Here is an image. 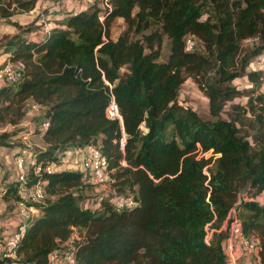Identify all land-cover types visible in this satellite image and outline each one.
Segmentation results:
<instances>
[{
    "label": "trees",
    "instance_id": "1",
    "mask_svg": "<svg viewBox=\"0 0 264 264\" xmlns=\"http://www.w3.org/2000/svg\"><path fill=\"white\" fill-rule=\"evenodd\" d=\"M38 1L0 0V18L31 11ZM109 2L103 21L99 9L88 8L48 32L37 29L44 35L36 40L28 31L4 36L21 77L0 88V126L16 127L38 106L49 126L36 131L44 144L32 148L36 164L58 162L69 147L93 146L109 161L111 194L133 193L135 206L118 211L105 198L86 209L97 188L84 174L36 175L31 166L26 184L43 182L46 198L35 204L18 258L0 264H53V253L71 247L76 264H228V232L220 229L233 209L242 234L260 241L264 264L262 75L249 71L247 87L230 86L248 63L240 60L243 43L264 41V0ZM119 19L124 29L113 39ZM189 36L202 50L186 51ZM166 39L170 52L161 61ZM188 77L208 97L213 120L179 105ZM111 96L128 135L124 152L120 123L107 115ZM226 104L231 111L223 119ZM13 137L1 134L0 146ZM2 198L17 202L16 186L4 188Z\"/></svg>",
    "mask_w": 264,
    "mask_h": 264
},
{
    "label": "built area",
    "instance_id": "2",
    "mask_svg": "<svg viewBox=\"0 0 264 264\" xmlns=\"http://www.w3.org/2000/svg\"><path fill=\"white\" fill-rule=\"evenodd\" d=\"M83 2L88 8L99 9L98 15L100 21H103L106 13L112 10L109 0H83ZM196 42L197 40L193 36H189L186 40V51L198 49L196 48ZM9 61L10 60L5 61L6 63L0 72V77L4 83H6L5 85H14L21 77V68L19 64ZM256 72L262 75L260 91L264 94V66ZM35 108L38 109V106H35ZM107 115L111 120H116L120 123L119 147L120 150L124 152L128 135L125 131L123 119L114 96H111ZM48 126L49 123L45 120L42 122L40 129L44 130ZM14 164L17 171L16 190L18 196V200L15 202V215L19 220V224L12 233L5 235L1 239L0 261L16 260L18 258V248L21 239L29 223L33 221L34 216L38 213L35 204L42 202L46 198L43 182L31 186L26 184L29 176V167L31 166H34V173L36 175H40L43 172L50 174L61 171H74L84 174V178L87 182L93 184L97 188L96 191L98 187L100 188V195L96 198V203L93 204L91 201L87 200L84 205L86 209L94 211L105 198H110L111 204L118 211L129 210L135 206L133 193L127 192L122 195L111 194L112 179L110 177L109 161L99 149L93 146L86 148L69 147L59 156L58 162L48 164L44 168L36 164L34 154L22 151L15 156ZM220 230L228 232V238L224 243V252L228 255L229 262L234 257L238 247H241L242 250L246 252L256 251L259 253L262 250L258 239L246 237L242 234L240 220L236 217L234 209L231 210ZM61 256L64 258L65 264H76L75 251L72 247L63 254H60V252L53 253L50 256V260L53 264H56Z\"/></svg>",
    "mask_w": 264,
    "mask_h": 264
},
{
    "label": "rangeland",
    "instance_id": "3",
    "mask_svg": "<svg viewBox=\"0 0 264 264\" xmlns=\"http://www.w3.org/2000/svg\"><path fill=\"white\" fill-rule=\"evenodd\" d=\"M73 1L76 0H39L35 8L31 11L25 12L20 10H14L13 14L10 17L0 18V55L1 56L4 55L6 51L5 47H3L6 41L4 39V36L5 35L11 36L12 33H14L13 28H16V32L20 31V33H25L26 31L28 32L31 30L34 31L43 27L44 29L43 32H48L50 28L47 25L45 26V23L48 22V19H63L67 17V15L73 14L74 11H70L71 10L70 7L73 4ZM37 22L40 23L39 26L37 25ZM17 25L19 27H17ZM120 28H121V24L116 25V27L114 26L112 35H114L117 29ZM2 33H5L4 36L3 35L1 36ZM25 35L27 38L30 39L31 37L30 32L28 34L26 33ZM201 47L202 46H200L199 43L196 42V48H198V50H202ZM169 52H170L169 40L166 39L163 44L160 60L161 61L167 60ZM9 57L10 56L6 57L2 63L0 62V72L5 66L6 63L5 61L9 60ZM244 59L248 61V63L245 66V71L241 72V75L232 81V83L230 84L231 87H238L240 89H244V87L248 86L247 78L245 77L244 74L253 70L257 71L258 69H261L264 66V41L254 38L244 42L241 49L240 60L244 61ZM214 77H215L214 72H212L210 74L212 83H215ZM0 80L3 82L4 85L6 84L4 83L1 77ZM244 100L245 98L242 97L241 99H238L237 102L238 101L243 102ZM178 103L180 106L184 107L185 109H190L194 111L204 120H209V121L213 120V118L210 116L208 97L206 96L205 92L199 88L198 84L191 77H188L186 81L183 83L180 89ZM230 106H231L230 104H226L223 107V110L220 114V116L223 119L229 118V114L231 111ZM28 113H31V116L29 115L27 117V119H29L28 124H23V126L20 127L16 126L14 128L8 125L0 126V135L3 133H9L15 136V134H18V131L22 130L21 132H24L25 134H30L29 135L30 143L26 147L36 148L38 147V145H40V142L38 140L39 138L36 133L37 129L35 128L36 124L40 120V112L33 114L32 111H28ZM30 123H32V125ZM31 131H33V133H31ZM14 138H12L11 141H13ZM15 147L16 146L10 144L9 146H7L8 149H12ZM202 156L208 158L211 156V152L206 153L204 155H200L199 157ZM99 189L100 188L98 187L97 191H94L93 189L88 193L89 195L88 200L91 201L93 204L96 203V198L100 195ZM240 198L241 199L246 198L245 192H242L240 194ZM258 201L259 202L263 201L262 196L258 197ZM210 228L212 227L210 226ZM212 231L213 229L209 230L208 241H210ZM226 256H227L228 264H242L241 261L244 260V258L245 260L248 261L249 264H261L259 253H257L256 251L246 252L242 250L241 247L237 248L234 257L231 259L230 262L228 255ZM11 264H17V263H11Z\"/></svg>",
    "mask_w": 264,
    "mask_h": 264
},
{
    "label": "crops",
    "instance_id": "4",
    "mask_svg": "<svg viewBox=\"0 0 264 264\" xmlns=\"http://www.w3.org/2000/svg\"><path fill=\"white\" fill-rule=\"evenodd\" d=\"M71 10L74 11L73 13H78L79 11H84L88 9V6L83 2V0L79 1H73V4L71 5ZM71 15V14H69ZM62 19H48V22L45 23V26H49V28L56 26V21H60ZM32 22V21H31ZM43 22V21H42ZM39 22H37V25L39 26ZM121 24V28L117 29V31L114 33V35L111 36L113 39L117 38L118 35L123 31L124 29V23L122 19L117 20L116 25ZM115 25V27H116ZM14 29V33H16V28ZM114 29V28H113ZM116 30V29H115ZM113 31V30H112ZM31 33L30 39L36 40L40 37H42L44 34L42 31H29ZM28 32V33H29ZM12 33V34H14ZM27 33V34H28ZM5 33H2L1 36H4ZM26 36V35H25ZM10 56L9 53H5L4 55H0V62L2 63L3 60ZM3 82L0 80V88L3 86ZM33 106V105H32ZM28 111H32L34 113H38L41 111V109L38 107L35 108V106L32 108H29ZM31 116V113L26 114L24 120L17 126H23V124H28L29 119H27L28 116ZM34 116V115H33ZM41 119L38 121L36 124V129L39 130V127L41 126ZM41 123V124H40ZM32 125V123H30ZM14 128V127H13ZM22 130L18 131V134L14 136L13 141H8V144L16 146L15 148L8 149L7 147H2L0 146V241L1 239L5 236L8 235L9 233H12L16 227L19 224V220L15 215V203L12 204V202H6L2 198L3 190L4 188L7 187H15L16 186V180H17V171L15 169V164H14V159L15 156L20 154L22 151H27L28 153L34 154L32 147H26L30 143V134H25L24 132H21ZM40 131V130H39ZM20 132V133H19ZM33 133V131H31ZM38 140L40 142V145L38 147H43V141L41 139V136L39 133H37ZM18 144V145H17ZM11 206V208H10ZM242 264H249L247 260H242ZM56 264H65L64 258L61 256Z\"/></svg>",
    "mask_w": 264,
    "mask_h": 264
}]
</instances>
